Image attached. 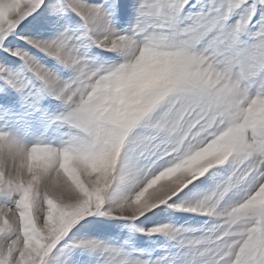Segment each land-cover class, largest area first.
I'll list each match as a JSON object with an SVG mask.
<instances>
[{
  "label": "snow or ice",
  "instance_id": "snow-or-ice-1",
  "mask_svg": "<svg viewBox=\"0 0 264 264\" xmlns=\"http://www.w3.org/2000/svg\"><path fill=\"white\" fill-rule=\"evenodd\" d=\"M0 264H264V0H0Z\"/></svg>",
  "mask_w": 264,
  "mask_h": 264
}]
</instances>
